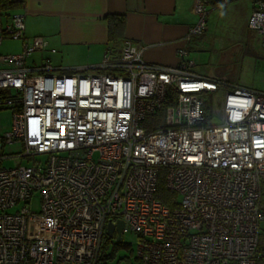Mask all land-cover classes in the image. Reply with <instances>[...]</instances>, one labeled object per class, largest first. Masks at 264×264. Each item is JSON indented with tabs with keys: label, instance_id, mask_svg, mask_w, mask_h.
Wrapping results in <instances>:
<instances>
[{
	"label": "built area",
	"instance_id": "1",
	"mask_svg": "<svg viewBox=\"0 0 264 264\" xmlns=\"http://www.w3.org/2000/svg\"><path fill=\"white\" fill-rule=\"evenodd\" d=\"M216 1L234 0H194L186 42L206 31V6ZM252 1L248 27L264 41V0ZM5 37L21 50L0 56V92L8 91L0 106L12 108L0 165L30 163L0 167V264H101L107 224L117 221L121 237L136 238L129 264L256 263L264 92L227 91L213 124L201 94L226 84L188 71L183 50L176 65H156L128 39L92 69L57 74L49 60L27 66L47 44L25 37L23 14L0 21V44ZM14 144L19 154L1 153ZM161 175L173 208L155 197ZM34 196L39 212L8 213Z\"/></svg>",
	"mask_w": 264,
	"mask_h": 264
},
{
	"label": "crops",
	"instance_id": "2",
	"mask_svg": "<svg viewBox=\"0 0 264 264\" xmlns=\"http://www.w3.org/2000/svg\"><path fill=\"white\" fill-rule=\"evenodd\" d=\"M193 3L194 0H23L21 6L1 12L0 21L5 25L11 15L21 13L25 37L29 40L38 37L46 42L44 50L35 52L27 60L29 67L49 60L55 72L92 69L102 61L107 48L117 49L129 39L145 47L144 59L151 64L176 65L177 53L183 50L184 61L194 64L187 70L202 77L193 71L202 66L200 56L204 48H201L200 39L194 37L185 41L187 30L197 21ZM229 3L231 1L209 3L207 17L212 9ZM111 17L124 19L122 30L110 29L109 21L113 22L112 26L116 23V20H109ZM259 42L264 48V41L259 38ZM20 50L21 41L5 37L0 44V56L17 54ZM214 77L210 72L202 78L217 79ZM261 83L264 84V77ZM252 89L264 92V88ZM257 254L255 264H264V221L259 227Z\"/></svg>",
	"mask_w": 264,
	"mask_h": 264
},
{
	"label": "rangeland",
	"instance_id": "3",
	"mask_svg": "<svg viewBox=\"0 0 264 264\" xmlns=\"http://www.w3.org/2000/svg\"><path fill=\"white\" fill-rule=\"evenodd\" d=\"M251 8V9H250ZM254 3L252 0H234L227 5L212 9L206 18L207 30L199 38L202 59L201 67L193 71L202 77L212 72L214 78L223 81L226 86L214 94H201L204 100L206 121L213 124L221 122V108L223 95L234 89L264 88L261 83L264 77V48L258 36L249 29L248 19ZM196 52V50H195ZM262 57H261V56ZM59 74V71L53 72ZM219 113V114H218ZM162 114L159 116L161 117ZM12 127V108L8 105L0 106V137L9 132ZM21 152L20 146H7L1 152L3 155H17ZM44 157H36L42 160ZM30 163L29 160L14 157L3 161L2 168H13ZM23 206L30 211L39 212V200L33 197L31 201L17 207L8 213L19 211ZM136 238L134 235L124 234L120 241L116 236L103 239L101 264H129L135 262ZM108 258V259H107Z\"/></svg>",
	"mask_w": 264,
	"mask_h": 264
},
{
	"label": "trees",
	"instance_id": "4",
	"mask_svg": "<svg viewBox=\"0 0 264 264\" xmlns=\"http://www.w3.org/2000/svg\"><path fill=\"white\" fill-rule=\"evenodd\" d=\"M17 7H19V4L13 0H1V2H0V13L3 11L13 10ZM110 19L116 20V23L113 26H112L113 22L109 21V25H110L111 30H112V28L122 30V28L124 26V19L123 18L111 17V18H109V20ZM4 95H8V91H1L0 92V99L2 98V96L4 97ZM155 197L157 200H159L162 204L166 205L168 208H173L175 206L176 195L174 193L166 190V188L164 187L162 175L159 176ZM262 212H264V211H262ZM257 252H258V249H257Z\"/></svg>",
	"mask_w": 264,
	"mask_h": 264
},
{
	"label": "water",
	"instance_id": "5",
	"mask_svg": "<svg viewBox=\"0 0 264 264\" xmlns=\"http://www.w3.org/2000/svg\"><path fill=\"white\" fill-rule=\"evenodd\" d=\"M122 227H123V223L121 221H117L116 225H113L111 222H108L105 234L108 238H112L113 231L115 230L116 241L118 242L120 241Z\"/></svg>",
	"mask_w": 264,
	"mask_h": 264
},
{
	"label": "clouds",
	"instance_id": "6",
	"mask_svg": "<svg viewBox=\"0 0 264 264\" xmlns=\"http://www.w3.org/2000/svg\"><path fill=\"white\" fill-rule=\"evenodd\" d=\"M38 133H39V130L36 129V130L34 131V135H36V134H38Z\"/></svg>",
	"mask_w": 264,
	"mask_h": 264
}]
</instances>
